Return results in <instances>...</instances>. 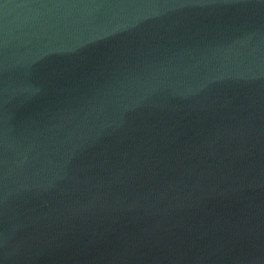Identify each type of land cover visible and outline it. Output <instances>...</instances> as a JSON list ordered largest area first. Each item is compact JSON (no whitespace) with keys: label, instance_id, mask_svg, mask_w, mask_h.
Segmentation results:
<instances>
[{"label":"water","instance_id":"95a60500","mask_svg":"<svg viewBox=\"0 0 264 264\" xmlns=\"http://www.w3.org/2000/svg\"><path fill=\"white\" fill-rule=\"evenodd\" d=\"M0 264H264V0H0Z\"/></svg>","mask_w":264,"mask_h":264}]
</instances>
